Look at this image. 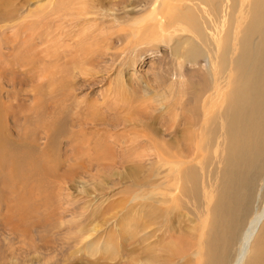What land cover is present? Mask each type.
Wrapping results in <instances>:
<instances>
[{
  "label": "rangeland",
  "instance_id": "374dc122",
  "mask_svg": "<svg viewBox=\"0 0 264 264\" xmlns=\"http://www.w3.org/2000/svg\"><path fill=\"white\" fill-rule=\"evenodd\" d=\"M72 1L83 0H0V264H137V185L150 186L152 157L165 152L164 145H150V128L164 136L170 119L186 114L204 74L184 77L180 87L171 85L172 75L201 61L212 67L198 44L182 70L187 52L177 40L142 38L129 46L123 34L147 13V0H87L88 14L74 21L71 34L62 32L58 17ZM137 136L143 143L132 151ZM255 151L239 154L245 169L231 176L239 183L229 187L240 192L238 207L231 210L230 195L214 208L229 214V207L233 222L208 264H218L212 257L231 262L247 221L264 208V147ZM213 183L194 199L200 214L220 198V182ZM188 208L187 219L197 222L200 214ZM262 238L264 219L242 264L263 261Z\"/></svg>",
  "mask_w": 264,
  "mask_h": 264
},
{
  "label": "bare ground",
  "instance_id": "6f19581e",
  "mask_svg": "<svg viewBox=\"0 0 264 264\" xmlns=\"http://www.w3.org/2000/svg\"><path fill=\"white\" fill-rule=\"evenodd\" d=\"M86 2L83 0L80 6L73 1L63 4L66 10L58 17L62 32L66 29L71 33L74 21L78 24L80 17L88 14ZM146 5L147 13L130 22L128 32L123 34L129 46L138 44L137 40L142 38V41L177 40L181 53L187 52L179 60L182 70L186 57L197 51L198 44L204 47V58L212 62V67L207 69L201 61L198 68L188 67L185 72L172 75L176 77L171 85L180 87L184 77L204 74L190 91L186 114L171 118L159 139L156 129L150 128L148 142L151 146L155 144L154 148L164 145L165 152L152 157L150 191L144 183L137 185V264H208L212 249L225 246L233 222L231 210L241 200L240 192L229 189L237 182L231 176L245 169L239 154L248 155L264 147V0H147ZM211 79L214 86L206 89L204 83ZM117 86H122V82ZM145 108L151 111V105ZM129 112L132 114V110ZM139 138L133 139L130 150L142 146ZM116 141L111 138L108 142L120 153L122 145ZM216 153L217 162L212 159ZM212 165L214 170L210 171ZM204 178L209 183L206 186ZM212 181L213 185L220 182V198L211 210L206 206V211L200 214L194 199L198 201L200 188L205 191ZM230 195L233 200L229 214L226 207L221 213L215 212L214 208L226 204ZM189 206L200 214L195 216L197 222L187 219ZM263 219L264 208L250 217L241 231L235 257L228 264H242L248 244ZM259 242L263 261L251 264H264V239ZM192 249L194 252L189 253ZM191 255L196 259L189 260ZM177 256L183 262H173ZM212 258L211 263L221 264L219 259Z\"/></svg>",
  "mask_w": 264,
  "mask_h": 264
}]
</instances>
